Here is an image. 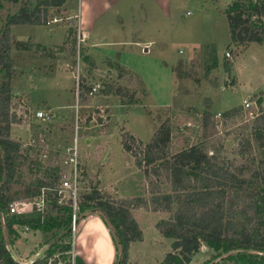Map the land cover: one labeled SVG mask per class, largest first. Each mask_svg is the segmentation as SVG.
I'll return each instance as SVG.
<instances>
[{"label": "rangeland", "instance_id": "rangeland-1", "mask_svg": "<svg viewBox=\"0 0 264 264\" xmlns=\"http://www.w3.org/2000/svg\"><path fill=\"white\" fill-rule=\"evenodd\" d=\"M26 1L32 7L37 4L36 0ZM237 2L252 14L250 29L264 36V9L260 13L253 9L256 4L264 6V0H65L62 6L48 7V21L54 14L62 18L57 23L43 24L42 29L55 36L48 45L37 39L41 32L21 41L29 47L19 45L18 39L25 38L32 27L20 26L25 33L21 31L16 36L11 32V56H15L14 66L15 61L18 65L11 79V115L20 118L12 124L11 133L13 129L15 139L22 142L24 158L11 184V194L26 199L27 189L38 179L50 180L52 168L60 171V162L65 159L63 151L78 140L85 177L79 185V199L94 187L104 198L115 201L143 197L141 205L132 209L143 238L131 244L128 263L161 264L173 250L174 239L165 237L157 224L172 213L154 210L153 196L157 193L152 192L160 188L159 192L170 193L171 183L164 174L149 179L147 167H139L136 157L124 149L122 140L129 132L125 125L130 124L133 131L147 137L149 130L143 119L146 113L156 131L163 124L172 129L171 153L202 144L212 154L216 147L226 166L248 162L254 170L264 173V147L255 141L253 129L255 118L264 112V42L233 41L226 12ZM0 4L3 29L8 16L23 2L0 0ZM91 25L97 28V35H106L104 40L125 44L130 41V45L94 51L91 46L97 44L92 43L87 31H81ZM140 39L150 43L149 52L133 42ZM121 53L134 73L120 65ZM21 70L28 79L15 77ZM96 84L101 88L90 95ZM245 100L252 103L251 108L244 106ZM237 106H243L240 115L225 116ZM40 109L49 112L51 120L36 118L35 112ZM206 111L214 115L217 128L208 137L203 130ZM44 153H48L47 158H43ZM4 181L0 178V187ZM255 182L249 190L259 194L261 204L264 177ZM48 195V208L40 213L42 227L26 223L29 234L20 233L26 224H15V233H11L7 225L10 215H0V239L7 246L18 245L11 248L21 262H29L37 252L44 259L55 243L53 237L69 226L68 213L56 210L53 193L49 191ZM177 208L178 204H173V211ZM57 218L59 226L46 231L44 226L52 225ZM78 218L70 235L55 243L60 247L52 257L72 264L77 256L86 264H118L115 232L103 214L80 205ZM88 218L92 219L85 224ZM234 220L239 226L245 222L240 214ZM236 252L223 253L202 244L188 264H236L227 258Z\"/></svg>", "mask_w": 264, "mask_h": 264}, {"label": "trees", "instance_id": "trees-1", "mask_svg": "<svg viewBox=\"0 0 264 264\" xmlns=\"http://www.w3.org/2000/svg\"><path fill=\"white\" fill-rule=\"evenodd\" d=\"M18 2L20 0H7ZM35 7L26 0L16 14L8 16L3 29H0V178H5L0 187V210L8 213L9 205L17 198L11 194V184L14 183L19 166L24 158L21 155L22 144L11 138V126L18 123L20 118L11 115L14 61L11 56L12 40L11 27L16 24L41 25L48 22V7L62 6L65 0H36ZM241 7L239 2L226 12L229 19L233 41L236 43L257 42L262 44L264 36L250 29L249 22L252 14L249 8ZM260 13L264 6L257 4L253 8ZM243 106H237L225 113V116H238ZM254 139L264 147V112L253 122ZM203 130L205 137L210 131H216L214 115L206 111L203 115ZM172 141V129L163 124L148 143L137 138L130 132H125L122 145L127 152L136 157L139 167L146 166V176L160 177L163 174L170 181L172 192L161 193L160 188L152 193L154 210L171 212L169 219L158 222L157 227L167 238L174 239L173 250L169 252L161 264H188L192 256L200 251L202 244H207L223 253L237 251L227 256L236 264H264V196L261 204L257 200L259 194L250 191L264 173L254 170L248 162L226 166L218 153L220 149H213L212 154L207 146L197 144L171 153L169 146ZM250 145L249 142H247ZM50 161L48 163V167ZM54 173L50 180L38 179L26 191L27 197L38 195L44 186L52 187L59 178V168H52ZM159 187V185L157 184ZM55 209L68 213L69 226L58 232L53 238L55 243L70 235L72 228V209L69 206L57 204L54 196ZM143 197L125 198L119 201L106 199L101 191L94 187L91 192L83 194L80 205L93 210H99L107 225L114 229L118 246V264H129L131 244L142 240L143 232L132 209L139 207ZM178 208L173 211V204ZM236 214L243 215L247 224L240 226L234 220ZM30 216V215H29ZM8 228L15 233V224L35 223L41 228V214L24 219L23 216H10ZM52 225L44 226L49 231L59 226L58 218ZM51 244V249L44 259H36L32 264H72L61 262L53 258L54 251L59 244ZM259 252V253H251ZM263 253V254H262ZM0 264H20L17 262L6 242L0 239ZM74 264H86L77 256Z\"/></svg>", "mask_w": 264, "mask_h": 264}, {"label": "built area", "instance_id": "built-area-1", "mask_svg": "<svg viewBox=\"0 0 264 264\" xmlns=\"http://www.w3.org/2000/svg\"><path fill=\"white\" fill-rule=\"evenodd\" d=\"M190 12H188L189 14ZM62 18L54 15L53 18L48 21V24L60 22ZM82 31V30H81ZM81 34L83 32H80ZM82 40V38H80ZM230 56V53H227ZM101 88L100 84H96L91 87L89 94L93 95ZM79 95V93H78ZM244 106L248 109L252 107V103L249 100H245ZM35 117L45 121L51 120L52 116L45 110H37ZM22 143V142H21ZM26 145V144H24ZM65 159L62 164L60 162L59 178L52 187L44 186L38 195L34 197H27L26 199H16L8 208V215L10 216H29L34 213H44L48 208L50 197L49 191L57 198L56 202L60 206H69L72 209V226L76 227L78 223V211L80 210V203L82 196L78 197L79 185L84 181L85 177L82 175V168L80 167V154L78 149V140H75L72 147L66 148L63 151ZM48 153L43 154V158H47ZM84 173V172H83ZM3 212L0 210V215L3 217ZM2 220V219H1ZM25 231L29 230V225L24 226ZM13 258L20 264H32L35 259L29 262H21L16 258V255L12 252L11 247L8 245Z\"/></svg>", "mask_w": 264, "mask_h": 264}, {"label": "crops", "instance_id": "crops-1", "mask_svg": "<svg viewBox=\"0 0 264 264\" xmlns=\"http://www.w3.org/2000/svg\"><path fill=\"white\" fill-rule=\"evenodd\" d=\"M19 2V1H18ZM10 3H17V2H10ZM0 7H2L1 6V4H0ZM20 9V8H19ZM18 12V9L17 10H15V12L13 13V14H16ZM12 14V15H13ZM54 15H56V14H54ZM53 15V16H54ZM57 16V15H56ZM20 26H27V27H32V31L31 32H28V33H25L24 32V30L21 28V30H19L20 29ZM42 27H44L43 26V24H41V25H30V24H16V25H13L12 27H11V32H12V36H16L17 34H22L21 33V31L22 32H24L25 33V38H20V39H18V41L20 40V42H19V45H22V46H24L25 48L26 47H29L28 45H25V44H22V42L21 41H27V40H30V39H32V37L34 38L35 37V34L36 33H38V32H41L38 36H37V39H41V41H42V43H44L45 45H48L49 43H51L55 38V36L54 35H51V33L50 32H45L43 29H42ZM59 28V27H58ZM96 27L95 26H90V28L89 29H83V28H81V30L82 31H87V33L89 34V35H91V39H93V42L92 43H94V44H97L96 46H91V48L95 51V49H98V48H100L101 50H104V52L105 51H109V48L110 47H114V46H125V45H127V44H129L130 45V41H128L129 43H126L125 44V42L124 41H118V42H110L109 40H104L105 38L107 39V37H106V35L105 34H103V33H100V34H98L97 35V32L98 31H96ZM102 34V35H101ZM137 39H139V38H137ZM17 41V42H18ZM103 41V42H102ZM127 42V41H126ZM136 45H138V46H141L142 47V50L143 51H145V52H149L150 51V49L152 48L151 47V45H150V43H148L147 41H142L141 39L140 40H135V41H133ZM150 42H152V41H150ZM94 44H91V45H94ZM109 47V48H108ZM17 48V47H16ZM91 49V50H92ZM118 50V49H117ZM17 51V50H16ZM19 51V50H18ZM93 51V52H94ZM12 57H13V59H15V56H14V54H12ZM126 61L124 60V57H123V53H121V62H120V65L122 66V67H125V70L126 71H131V72H133L134 70L132 69V68H130L129 66V64L127 63H125ZM14 69L15 70H17L18 69V65H17V62L15 61V66H14ZM21 72H22V70L21 71H17L15 74L17 75V76H15L16 78H18V79H20V80H26L25 78H29V76H27L26 74H21ZM134 73V72H133ZM14 74V73H13ZM14 77V78H15ZM149 90H150V92H151V97H153L152 96V90L149 88ZM14 90L12 89V93L14 94V92H13ZM130 116H132V118L134 117V115L133 114H131ZM143 116H144V121H146V123H147V126H148V132H147V137L146 136H143V135H141V134H139L138 132H136V131H133L131 128H130V124H127V125H125L126 126V130L127 131H129L131 134H133L134 136H136L137 138H139V139H141V140H143V141H149L150 139H151V137L152 136H154V134L156 133L155 131V126H154V124H153V122L151 121V120H149L148 119V116L146 115V113H143ZM13 127V126H12ZM11 136H12V139H14V140H16L15 139V137H14V135H13V129H12V133H11ZM78 139H79V137H78ZM98 215H101V214H98ZM93 217H95V216H93ZM92 217V218H93ZM98 217V216H97ZM92 218H88V219H85V224L89 221V219L91 220ZM99 219L101 220V224L102 225H104V227H106V225L105 224H103L104 222H103V219H102V216H99ZM24 231V233L23 234H29L30 232H28V231H25V230H21L20 231V233L21 232H23ZM22 234V233H21ZM36 238H38V236H35ZM10 247L12 246V248H13V246H16V248H17V244H14V245H10V244H8ZM19 246H22V245H19ZM11 248V250H13ZM14 251V250H13ZM14 254L16 255V258L18 259H22L18 254H17V252H15L14 251ZM40 257H41V254H40V252H37L36 254H34V255H31V257L29 258L30 260H33V259H40ZM24 258H26V257H24ZM28 261V260H27Z\"/></svg>", "mask_w": 264, "mask_h": 264}]
</instances>
